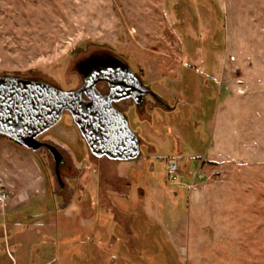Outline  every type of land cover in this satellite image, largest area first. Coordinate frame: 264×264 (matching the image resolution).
<instances>
[{"label":"rangeland","instance_id":"obj_1","mask_svg":"<svg viewBox=\"0 0 264 264\" xmlns=\"http://www.w3.org/2000/svg\"><path fill=\"white\" fill-rule=\"evenodd\" d=\"M102 50L173 109L131 112V161L64 114L39 137L61 181L0 135V264H264V0H0V76L75 89Z\"/></svg>","mask_w":264,"mask_h":264},{"label":"water","instance_id":"obj_2","mask_svg":"<svg viewBox=\"0 0 264 264\" xmlns=\"http://www.w3.org/2000/svg\"><path fill=\"white\" fill-rule=\"evenodd\" d=\"M117 62L123 69H116L114 63L93 61L96 78L85 81L84 87L78 90H64L41 79L0 76V135L33 152L48 150L60 181V170L67 162L53 144L40 141L39 137L58 125L65 113L71 115L90 152L97 158L119 161L139 158L140 138L131 129L127 117L111 106L109 98L95 90V83L105 80L121 90L136 89L139 99L148 93L164 109L173 108L144 86L128 64ZM85 92L90 100L83 98Z\"/></svg>","mask_w":264,"mask_h":264},{"label":"flooded vegetation","instance_id":"obj_3","mask_svg":"<svg viewBox=\"0 0 264 264\" xmlns=\"http://www.w3.org/2000/svg\"><path fill=\"white\" fill-rule=\"evenodd\" d=\"M117 60H120L126 63L120 56H117L116 54H112L111 52L106 51V50H102V51H98V52H94L90 54L82 62H79L76 67L78 73L80 74L81 85L75 89L73 88V89H64V90H78L81 87H84L85 81H91L94 78H96L97 75H95V70L92 67L93 61H99V62L105 61L110 64L114 63L115 64L114 67L116 69L118 70L123 69V66L120 65V63L117 62ZM129 67L135 73V75H137L142 81L140 74L137 71H135L130 65ZM131 75L127 74L128 77L129 76L132 77ZM143 85L149 87L147 84L143 83ZM94 87H95V90L98 91L103 97L109 98L111 100V106H113L114 109L123 113L127 117L128 121H130L131 112H133L134 114H138L139 116H142L146 114L147 106H149L150 108H152L153 106V102L149 99V96L151 95L147 93L144 99L141 100V98L139 99V97H137L136 89L129 88V89L121 90L116 87H112L109 84V82L105 80H98L95 83ZM83 98L85 100H90L86 92L83 93ZM137 98L139 100L138 102H137Z\"/></svg>","mask_w":264,"mask_h":264},{"label":"built area","instance_id":"obj_4","mask_svg":"<svg viewBox=\"0 0 264 264\" xmlns=\"http://www.w3.org/2000/svg\"><path fill=\"white\" fill-rule=\"evenodd\" d=\"M179 167L178 164L174 161L170 162L166 168L167 180L172 185H177L176 176L178 175ZM5 196V195H4ZM4 196L0 195V205H4Z\"/></svg>","mask_w":264,"mask_h":264},{"label":"trees","instance_id":"obj_5","mask_svg":"<svg viewBox=\"0 0 264 264\" xmlns=\"http://www.w3.org/2000/svg\"><path fill=\"white\" fill-rule=\"evenodd\" d=\"M1 136H3V135H1ZM3 137H5L6 138V136H3ZM8 138V137H7Z\"/></svg>","mask_w":264,"mask_h":264}]
</instances>
